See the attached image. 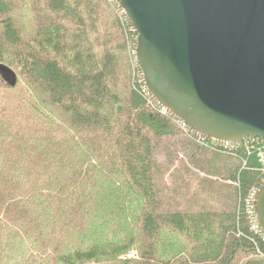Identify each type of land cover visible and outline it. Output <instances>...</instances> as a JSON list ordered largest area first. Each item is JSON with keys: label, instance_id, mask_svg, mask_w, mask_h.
<instances>
[{"label": "trees", "instance_id": "16d2710c", "mask_svg": "<svg viewBox=\"0 0 264 264\" xmlns=\"http://www.w3.org/2000/svg\"><path fill=\"white\" fill-rule=\"evenodd\" d=\"M116 4L0 0V63L18 76H0V264H264L244 202L264 184L258 148L215 151L150 107ZM181 133L236 161L209 167L233 208L160 209L155 139ZM133 246L139 258L121 259Z\"/></svg>", "mask_w": 264, "mask_h": 264}, {"label": "water", "instance_id": "95a60500", "mask_svg": "<svg viewBox=\"0 0 264 264\" xmlns=\"http://www.w3.org/2000/svg\"><path fill=\"white\" fill-rule=\"evenodd\" d=\"M152 95L219 141L264 139V0H118ZM15 86L17 73L0 63ZM264 231V184L255 201Z\"/></svg>", "mask_w": 264, "mask_h": 264}, {"label": "rangeland", "instance_id": "374dc122", "mask_svg": "<svg viewBox=\"0 0 264 264\" xmlns=\"http://www.w3.org/2000/svg\"><path fill=\"white\" fill-rule=\"evenodd\" d=\"M183 134L181 133V136L156 137L155 139L154 174L162 200L160 209L162 211L187 210L196 212L206 209L225 210V208H233L235 204L234 186L232 184L231 186L226 185L224 177L211 178L209 176L211 169L206 167L204 163L223 161L224 165L227 163L230 166L236 161L224 156L220 158L208 157L209 152L200 151L194 147ZM193 151H196V155H201L200 159L198 158L199 167L195 166L187 156V152L192 153ZM176 247L175 245L174 251L179 249ZM135 250L137 251L136 247L133 246L128 252L120 255V258L138 259L139 255H135V257L132 255Z\"/></svg>", "mask_w": 264, "mask_h": 264}, {"label": "built area", "instance_id": "2783aa9c", "mask_svg": "<svg viewBox=\"0 0 264 264\" xmlns=\"http://www.w3.org/2000/svg\"><path fill=\"white\" fill-rule=\"evenodd\" d=\"M110 1L116 2L117 7L120 8L121 12L125 13V11L121 7L118 0H110ZM135 54L137 56L136 51H135ZM141 72H142V70H141ZM140 76H141V74H140ZM142 78H143L142 80L144 81V84L141 85V88L146 94L147 101H148V104L150 105V107L153 109H157L162 114L174 115L166 106L162 105L152 95L151 91L148 89V87L145 83L143 72H142ZM176 117H177L176 118L177 123H180L181 128L184 130L185 135H187L188 138L195 139V141H197L201 145L208 146L215 151L218 150V151H224V152H232L235 149L239 148L242 143H244V145H246V147H248L249 144L256 145V147L258 148V151H259L258 155L260 157V161L264 164V139L263 138L248 137V138L244 139V141L242 143H232L229 141H219V140H215V139H212L210 137H207L203 133L191 128L190 126H188L178 116H176ZM259 190H260V188H253L249 192V194L246 197L244 202H245V208H246L247 214L249 215V218L251 220L252 229L254 231H256L257 233L264 235V231L260 226V223L258 221V215H257L256 210H255V201H256V196H257ZM132 255H133V257H135V255H138L137 251L136 250L133 251Z\"/></svg>", "mask_w": 264, "mask_h": 264}, {"label": "crops", "instance_id": "0c3cea01", "mask_svg": "<svg viewBox=\"0 0 264 264\" xmlns=\"http://www.w3.org/2000/svg\"><path fill=\"white\" fill-rule=\"evenodd\" d=\"M208 157H212V158H220L221 156L209 152ZM216 161H218V160H216ZM204 164L206 165V167H212L214 170H216V171H220V172H224V173H227V172H228V168H229V165H228L227 163H225V165H224V164H223V161H218V165H215L216 162L211 163V162H209V161H207V162L204 163ZM220 175H221V174H210L209 176H211V178L215 179V178L221 177ZM226 182H227V180H225V184H226V185H229V184H227ZM229 186H230V185H229Z\"/></svg>", "mask_w": 264, "mask_h": 264}]
</instances>
